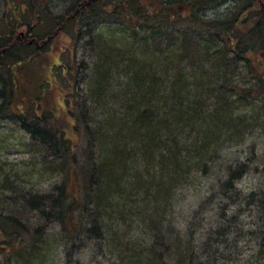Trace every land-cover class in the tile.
<instances>
[{
	"label": "trees",
	"instance_id": "trees-1",
	"mask_svg": "<svg viewBox=\"0 0 264 264\" xmlns=\"http://www.w3.org/2000/svg\"><path fill=\"white\" fill-rule=\"evenodd\" d=\"M50 1L3 0L6 7L0 22V114L18 117L24 129L33 137L42 139V144L58 151L66 160L71 159L67 155L72 153V138L58 124V120L61 121L57 118L61 104L45 92L56 88L64 92L65 87L58 85L55 75L65 71L69 75L71 70L76 71L72 78L67 77L69 84L66 86L70 87L66 91L69 96L65 105L72 112L75 129L83 137L81 140H86L85 164L80 166L84 182L83 205L79 207L75 196L74 201L68 203L70 197L64 182L57 186L59 193L56 195H40L44 201L40 196H34L40 213L56 214L62 222L69 219L71 223L72 216L77 214L79 228L88 227L86 219H92L95 226L91 224V228L101 234L104 231L101 217L113 207L117 208L121 201L131 200L130 209L136 202L132 203L133 198H140L141 204L148 207L163 203L175 189L193 183L201 172L208 170L205 162L213 161V156L221 151L222 143L242 138L247 130L264 121V71L251 59L254 52L264 53V11L255 13L254 0H241L247 4L243 5L242 11L234 9L235 17L231 16L227 25L219 19H207L203 13L198 16L200 9L204 10L207 5H197L196 0L179 1V9H185L186 5L189 9L193 7V16L189 19L179 18L175 13L169 18L165 14L166 9L176 6L175 0H160L164 7L155 8L154 12L143 10L149 5L144 6L141 0H138L141 2L137 7L134 5L137 0L116 1L117 4L123 2L116 4V8L121 6L124 9L121 12L126 13L129 20L123 17L130 23L137 19L141 22L140 17L146 16L144 19H147L148 26L142 23L139 26L149 28L151 37L140 42H129L128 38H123L121 47H115V50L113 45L97 42L100 56H97L93 71L91 69L85 89H80L82 81L77 78L79 67L74 65V59L78 49L89 43L81 46L74 42V59L67 65L58 62L64 51H58V60L47 57L59 33L55 30L61 25L73 28L70 38H79L78 42L86 35L95 37L88 30L92 18H98L103 11L108 12V7L100 2L108 3L110 0H99L95 5L91 1L84 12L68 19L67 16L74 14L81 2L87 0H75L72 8L57 17L49 16ZM245 9L254 12V16H249ZM38 14L42 17L35 19ZM175 19L191 23L193 29L185 27L176 36L173 28ZM242 20L257 25L252 28ZM19 23L27 27L28 38L35 29L39 31L30 41L15 40ZM45 24L50 28L44 29ZM155 43L157 46L162 44V48L151 47ZM42 55L49 62L38 60L40 65H37L35 60ZM248 63L252 71L251 84L239 86L235 83L237 70ZM206 65L210 70H206ZM188 70L193 71L192 74ZM26 81L28 86L23 84ZM247 104L257 110L249 115L242 114L244 110H250ZM41 106L45 109L40 114ZM66 160L63 161L65 166ZM212 172L208 170V173ZM234 172L231 167L229 177L221 181L219 193H212V199L218 198L219 219L211 222L203 234L194 233L189 237H202V254L207 264H219L220 260L230 264L247 252L240 245V237L246 232L239 228L238 219L244 200L251 205L258 193L252 190L242 194L237 189L238 176L232 177ZM210 200L203 202L195 213L202 212L205 205L208 210ZM42 202L45 204L41 205ZM2 208L14 212L10 207ZM1 210L0 216L4 215ZM4 218L14 225L12 233H15L16 220ZM73 229V226L67 227V232ZM164 239L158 236L156 243L150 246L151 251L158 254L152 255L158 262L163 260ZM232 239L235 244L230 243ZM172 246L176 248L180 264L199 263L201 255L187 242L181 243L178 239L172 241ZM231 248H235V256ZM246 255L250 256V253Z\"/></svg>",
	"mask_w": 264,
	"mask_h": 264
},
{
	"label": "rangeland",
	"instance_id": "rangeland-1",
	"mask_svg": "<svg viewBox=\"0 0 264 264\" xmlns=\"http://www.w3.org/2000/svg\"><path fill=\"white\" fill-rule=\"evenodd\" d=\"M51 1L48 8L51 11L49 16L52 17H57L72 8L75 2V0ZM91 1L95 5L99 0ZM116 1L119 0H110L108 3L100 2L108 7L109 11H103L102 14H98L100 15L98 18H92L88 30L95 37L86 35L87 37L78 42L79 38L76 40L70 38L73 28L69 29V26L61 25L55 30L59 33L54 38V43L51 44L50 54L47 58L58 60V51L61 50V53L64 51L62 59L59 57L61 61H58L63 65H67L69 60L73 61L75 43H80L81 46L88 43L92 44L90 46L88 44L85 48L80 47L77 51V57L75 56L74 59V65L79 67L77 78L82 81L80 89L87 88V79L92 74L91 69L93 71V66L100 56L98 55L97 42L100 45L104 42L113 45L115 50V47H121L123 38H128L129 42H140L143 38L150 39L151 37L149 28L142 29L139 26V23L145 27L148 26L147 19H144L146 16L140 17L141 22L137 19L134 23H130L127 14L123 13L124 9L121 6H118L120 9L116 8L123 2L117 4ZM141 1L144 6L149 5L148 8H142L148 12H154L155 8L164 7L160 0ZM175 1V7L165 10V14L169 18L173 13L182 19H186V17L189 19L193 16V7L189 9V6L186 5L185 9H179L180 0ZM139 2L137 0L134 5L137 7ZM195 2L197 5H207L204 10L200 9L198 16L203 13L207 19H219L225 25L231 16L235 17L234 9L242 11L243 5L247 4V1L242 2L241 0H196ZM263 5L264 0H254L255 13L257 10L264 11ZM5 7L3 0H0V22L3 19L2 11ZM247 14L254 16V12L250 10L247 11ZM38 16L42 17V14L36 15L35 19H40ZM176 19L173 21L176 36L183 32L185 27L193 29L191 23ZM247 21L242 20V23ZM149 22L154 23L151 20ZM245 25L254 28L257 23H245ZM0 27H2L1 24ZM26 28L25 25L18 24L19 31L15 32V35L17 34L15 40H23L22 37L27 34ZM49 28L48 24L44 25V29ZM201 29L204 31V28ZM34 31L35 34L39 29ZM197 31L200 30L197 29ZM34 34L30 35L28 40L33 38ZM100 40L102 42H99ZM161 45L157 46L155 43L151 47L162 48ZM220 45L223 43L221 42ZM220 45L218 44L219 47H221ZM51 49L55 51L52 52ZM160 52L158 51V54H161ZM47 58L42 55L35 60V63L40 65V62H49L46 60ZM251 59L252 63L261 68L263 72L264 53L254 52L251 54ZM50 63L52 62L50 61ZM205 67L206 70H210L209 65ZM188 68L192 69L190 66ZM75 72L71 70L69 75L66 71L59 76L55 75L58 85L62 88L65 87L64 92H61L59 88L45 92V95L51 94L56 103L61 104L58 111L59 116H57V118H61V121L58 120V124L63 132L72 138V153L67 155L71 159H64L58 151L42 144V139L33 137L31 132L23 128L18 117L0 114V210L2 209L1 211L4 212L2 216L14 218L17 224L15 233H12V226L14 225L0 216V264H180L181 260L177 256L176 248L172 246V241L175 242L178 239L181 243L187 242L191 248H195L198 255H201L198 264H207V260L202 254V237L196 236L193 239H189V237L194 233L203 234L211 222L219 219L221 211L219 210L218 198L215 196L212 199V193L213 195L219 193L221 181L229 177L228 172L231 167L233 170L235 169L232 177L238 176L236 180L237 189L242 194H248L252 190L258 194L256 199L252 200L251 205L248 204L247 200H244L241 216L238 219L239 228H243V231L246 232L240 237V245L247 252L243 256L237 257L230 264H264V244H262V240H264V121L259 126L247 130L242 138L228 139L222 143L221 151L213 156V161L205 162L208 166L207 169L213 172L208 173V170L201 172L193 183L175 189L170 194L171 197L167 196V200H164L163 203L152 204L151 207H148L141 204L140 198H133L132 203L135 202L134 200L136 202L130 209L131 200L128 202L121 201L117 208L113 207L104 214V217H101L104 223V231L101 234L98 230H94V227L91 228V224L95 226L92 219H86L85 225L88 227L79 228L77 214L72 216L73 223L69 219L62 222L56 214L46 215L36 209L37 205L34 201L37 198L34 196L56 195L59 193L57 186L64 182L70 197L68 203L74 201L73 196H75L78 198L79 207L82 208L83 205L84 182L83 170L80 166L85 164L86 140L85 138L83 141L81 140L83 137L75 129L76 121L72 112L65 105L66 97L69 96L66 91L70 87L66 86L67 77L72 78L71 75ZM188 72L192 74L193 71L188 70ZM251 74L250 63L243 64L237 70L235 83L239 86L251 84ZM261 76L263 78V75ZM35 81L36 79L33 82L35 83ZM23 84L28 86L29 82L26 81ZM239 95L241 94L238 93ZM32 103L37 107V103L34 101ZM248 106L250 110L246 109L242 114L249 115V113L257 110L254 106ZM41 107L40 114L45 109L44 106ZM64 160L67 161L66 166ZM74 162L78 164H73ZM212 162L214 164L211 165ZM40 197L44 201V198ZM208 198L211 199L207 203L208 210H206L205 205L202 212L195 213L203 202H207ZM29 201L31 202L29 203ZM42 204L45 203L42 202ZM2 207H10L14 212L10 213ZM232 214L230 212L231 216ZM71 226L74 229L67 232V227ZM158 236L164 237V240L167 241H164L166 246L162 247L164 248L163 260L159 262L152 256L154 253L157 254L156 251L152 252L150 249V246L156 243L155 240ZM230 243L235 244L236 241L232 239ZM159 246L157 245V247ZM231 251L235 256V248H231ZM248 253L250 256L246 255ZM222 263L228 264L220 260L219 264ZM182 264L186 263L183 262Z\"/></svg>",
	"mask_w": 264,
	"mask_h": 264
},
{
	"label": "flooded vegetation",
	"instance_id": "flooded-vegetation-1",
	"mask_svg": "<svg viewBox=\"0 0 264 264\" xmlns=\"http://www.w3.org/2000/svg\"><path fill=\"white\" fill-rule=\"evenodd\" d=\"M112 3L115 4V2H112ZM87 5L88 6L91 5V0H87V1L81 2L80 7L76 8V10H75L76 12L74 14H71V15L67 16L66 19H68V18H75L77 13L84 12L85 11V8H86ZM262 7L264 8V5ZM22 39L23 40H26V41H30V40H28V34L24 35L22 37Z\"/></svg>",
	"mask_w": 264,
	"mask_h": 264
}]
</instances>
